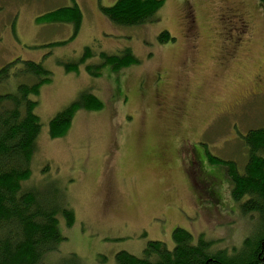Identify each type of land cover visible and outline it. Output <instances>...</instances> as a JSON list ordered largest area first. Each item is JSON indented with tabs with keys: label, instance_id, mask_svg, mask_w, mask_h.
<instances>
[{
	"label": "rangeland",
	"instance_id": "1",
	"mask_svg": "<svg viewBox=\"0 0 264 264\" xmlns=\"http://www.w3.org/2000/svg\"><path fill=\"white\" fill-rule=\"evenodd\" d=\"M115 1L0 0V68L19 58L51 75L32 96L41 131L27 184L54 186L75 216L71 227L60 219L64 240L44 261L116 264L117 253L140 256L148 241L171 249L177 226L211 240L213 250H240L256 223L231 198L223 165L209 164L206 153L241 168V136L264 127V8L259 0H164L156 21L121 27L99 12ZM72 3L83 15L75 36L69 23L37 21ZM234 14L243 32L227 26ZM162 31L174 41L160 43ZM85 47L95 54L66 72L60 62L80 60ZM124 48L138 64L118 72L103 66L98 77L85 70L101 63L99 52ZM19 82L12 75L0 94ZM82 91L103 108L78 110L64 135L49 138V121ZM193 150L215 181L209 196L190 164Z\"/></svg>",
	"mask_w": 264,
	"mask_h": 264
},
{
	"label": "trees",
	"instance_id": "2",
	"mask_svg": "<svg viewBox=\"0 0 264 264\" xmlns=\"http://www.w3.org/2000/svg\"><path fill=\"white\" fill-rule=\"evenodd\" d=\"M264 8V0H259ZM164 0H116L110 7L99 6V11L111 24L134 27L156 21V13ZM83 15L78 4L57 8L37 18L38 22L71 24L73 36L81 28ZM160 43L174 41L162 31ZM58 44V43H57ZM54 44V45H57ZM94 50L85 47L80 60L60 62L66 72L76 71L80 63L93 56ZM101 63L87 65L92 77L100 76V69L109 66L118 72L139 63L129 48L117 54L99 52ZM20 79L13 93L0 94V264H48L44 257L55 250L64 239L58 228L60 219L67 227L74 224L73 211L65 205L54 186L28 185L31 160L41 131L35 114L39 88L50 81L51 75L42 63L14 58L0 68V84L11 76ZM103 103L92 93L82 91L78 98L62 109L48 124V137L59 138L69 129L78 110H100ZM246 161L239 168L232 160L207 154L206 161L223 165L230 180V196L256 223V233L244 239L240 250H213L212 241L203 235L176 227L172 231L173 247L163 242L148 241L140 256L126 251L115 255L116 264H264V127L250 128L241 136Z\"/></svg>",
	"mask_w": 264,
	"mask_h": 264
},
{
	"label": "flooded vegetation",
	"instance_id": "3",
	"mask_svg": "<svg viewBox=\"0 0 264 264\" xmlns=\"http://www.w3.org/2000/svg\"><path fill=\"white\" fill-rule=\"evenodd\" d=\"M232 18L233 19H231L229 17L225 18V20H227V22L231 23V24L228 23L229 25H227L229 27V29L234 32V30L238 31V28H240L243 32V29L246 28V23L244 21H242L241 19H238L239 18L238 14L232 15ZM189 21L193 22L192 18ZM191 27H192V25H191ZM190 32L192 35L195 34V32L192 30H190ZM155 90L157 91V93L160 92L159 85L156 86ZM194 155H195V159L192 156V161H190V164L195 169L194 170L195 178L198 179V181L200 182V184H201L200 188L204 190L203 193L205 195L209 196V193L210 194L212 193V190H213L212 186H214L215 181H214L213 177L203 174L201 166H200V163L202 161L201 155H199L196 152V150L194 151ZM192 173H193V171H192Z\"/></svg>",
	"mask_w": 264,
	"mask_h": 264
}]
</instances>
